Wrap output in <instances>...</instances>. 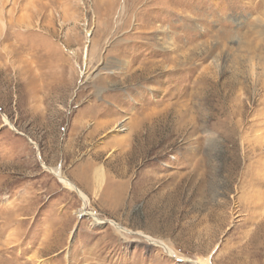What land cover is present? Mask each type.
<instances>
[{
  "label": "rangeland",
  "instance_id": "rangeland-1",
  "mask_svg": "<svg viewBox=\"0 0 264 264\" xmlns=\"http://www.w3.org/2000/svg\"><path fill=\"white\" fill-rule=\"evenodd\" d=\"M197 259L264 264V0H0V264Z\"/></svg>",
  "mask_w": 264,
  "mask_h": 264
},
{
  "label": "bare ground",
  "instance_id": "bare-ground-1",
  "mask_svg": "<svg viewBox=\"0 0 264 264\" xmlns=\"http://www.w3.org/2000/svg\"><path fill=\"white\" fill-rule=\"evenodd\" d=\"M150 67V66H149ZM150 69V68H149ZM144 70V69H143ZM147 73V71H146ZM4 122H6V124L10 125L8 123L7 120L4 119ZM49 171L58 178V180L60 181V183L67 189L74 191L77 193L78 197L81 199V201L83 202V208L82 210L86 208V206L88 205V198L86 197V195L81 192L76 186L73 185V183H71L64 175L63 172L61 171V169L59 167L57 168H53V169H49ZM96 176L99 179V183L101 184L103 182V173H102V169L99 168L95 171ZM86 215H89V217L92 219V221L96 224H101L103 223V221H101L99 218H97V216L94 213H86ZM110 224L114 225L116 227V229L119 232H125V233H132L129 230L122 228L116 224H114L112 221H109ZM137 235L143 237L144 239H146L148 242H150L151 244H155L159 247H161V249L167 253L170 257H176L174 251L163 241L161 240H155L150 236L147 235H143L142 233H136ZM181 259V258H180ZM210 262H208V259H197L196 261H194V264H209Z\"/></svg>",
  "mask_w": 264,
  "mask_h": 264
},
{
  "label": "crops",
  "instance_id": "crops-1",
  "mask_svg": "<svg viewBox=\"0 0 264 264\" xmlns=\"http://www.w3.org/2000/svg\"><path fill=\"white\" fill-rule=\"evenodd\" d=\"M94 171V170H93Z\"/></svg>",
  "mask_w": 264,
  "mask_h": 264
}]
</instances>
